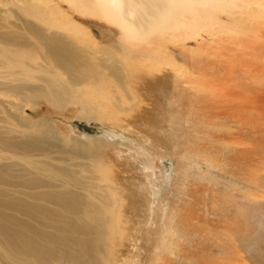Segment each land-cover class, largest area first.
I'll list each match as a JSON object with an SVG mask.
<instances>
[{
  "label": "bare ground",
  "instance_id": "1",
  "mask_svg": "<svg viewBox=\"0 0 264 264\" xmlns=\"http://www.w3.org/2000/svg\"><path fill=\"white\" fill-rule=\"evenodd\" d=\"M209 1L0 0V264H210L221 255L216 228L201 224L190 167L201 160L206 178L226 186L213 196H243L237 182L253 165L243 159L238 133L250 140L264 132L251 124L249 108L235 115L237 103L220 96L219 83H190L202 72L195 48L183 43L185 66H163L155 37L188 27ZM249 1L257 5L252 27L264 26V0ZM256 39L251 45L263 43ZM138 89L154 101L153 121L123 117L138 106ZM39 102L73 105L74 119L103 122L108 131L88 145L47 139L40 128L46 121L25 113L26 104ZM108 149L131 173L122 176L127 190L115 183ZM228 149L232 172L219 173ZM234 221L225 238L238 230ZM247 222L242 249L247 260L264 264V206L250 210ZM171 230L202 243H169Z\"/></svg>",
  "mask_w": 264,
  "mask_h": 264
},
{
  "label": "rangeland",
  "instance_id": "2",
  "mask_svg": "<svg viewBox=\"0 0 264 264\" xmlns=\"http://www.w3.org/2000/svg\"><path fill=\"white\" fill-rule=\"evenodd\" d=\"M259 2V4L262 5L264 3L263 1ZM256 8L257 5L249 0L245 1L242 5L238 4L236 0H210L205 7H203V15H195L188 23V27H181L177 24L174 26V29L159 32L155 37L156 43L161 44L162 53L160 54H163L162 56L165 57V60L163 59L161 61L163 66H185L186 57L180 51L184 45L183 43H189L192 50L195 48L194 56L199 62L197 66L200 67L202 72L190 76L197 79L196 82L191 81L190 83L202 85V82H217L219 85H222L225 89L223 93H220V96L237 103L234 105V107L238 109V111H234L235 115L239 116L240 119V117H242V109L246 110L249 108L247 115H249L248 117H252L251 124H254L256 128L255 130L260 133L264 132V123H262L264 122V26L252 27L254 21L249 12H252ZM91 28L97 33L96 27ZM200 36L204 37V39H202L203 42L199 41ZM260 37V42L263 41V46L261 43V45L257 46L251 45L254 40H257L256 38L259 39ZM181 56H184L185 58ZM136 93V98H139L138 106L129 110L123 115V117L130 122L133 116L138 118L140 115V117L153 121V111H157L154 107V101L151 99L148 100L144 97L143 94L145 93L143 89H138ZM231 111H233V109H231L230 112ZM250 112H252V114H249ZM25 113L26 116L31 117L35 121L39 119L45 120L46 123L43 122L40 126L43 137L47 139L55 137L59 141V144L68 143L71 140L78 141L84 145L92 144L94 141L103 138V132L108 131L109 128V125H105L100 121H81L74 119L76 117V108L73 105H68L66 107H50L44 102L36 104L28 103L25 107ZM61 116L64 118V121ZM68 118L70 119V122L68 121ZM47 119L51 120V122H48ZM56 122H59V124ZM231 133H234V130L229 132L230 136H232ZM263 134L264 133L261 135H252V138L250 137L249 140L245 139L243 132L238 133L239 137L242 136V141L240 140L242 146L239 149H246L243 159L245 162H251L253 165V167H250L251 174L249 173L248 179H243L244 177H242V180L240 179L241 182H237V188L239 187V192H243V196H233V193L231 195L227 194L226 199L213 196H222L227 189L225 188L226 186L221 184L220 188L215 187V181L206 178L207 171L201 166V160H198V163H196L195 170H192L190 167L189 184H194L200 188V190L197 191V196L200 202L197 211L201 215V224L203 225V228H207L209 222L213 228H216L214 229V232L212 231L215 240H217L216 246L220 250L224 249V252L221 250V255H219L220 258L218 255L217 257L208 258V263L211 262L210 264H231L228 263L227 260L230 259V257H232V262H236L237 264L239 256L242 257L243 264H254L247 260L244 250L242 249L241 240L245 237V234L247 236V232H249V225L247 222L248 212L264 206ZM223 135H226V133H223ZM244 141L247 142L245 143ZM198 143L200 142H197V144ZM220 148L224 149V146H220ZM232 150L233 149H228L226 153L224 152V154H220L222 161L216 167V170H218L219 173L231 174V168L224 159L232 155ZM193 151L194 147L192 148V152ZM246 154H248V156H245ZM106 158L110 164H114V166L118 168L114 174L115 183L119 188L126 189L127 184L124 182L122 176L124 175L127 178H130V171L120 165L117 158L112 154V151H109V149ZM158 173H160L159 170L154 175L158 176ZM243 180H246V183ZM208 189L210 193L207 191ZM245 195H247V198ZM204 204H206V206H204ZM222 210L224 212H222ZM207 213L210 215L208 216ZM235 218H237V220ZM230 219L235 220L234 222L237 223L232 226L238 229L235 230V232H238L239 229L242 230L240 237H236L234 232L230 234L232 237L225 238L229 236L227 229L231 228V225L228 226ZM246 223L247 226L245 227ZM226 227L228 228L226 229ZM246 229H248V231H246ZM179 236L181 238L176 235L174 230H171L168 232L167 240L169 243L172 240H177L178 242L183 241V244L186 247H190L191 245L194 246L196 243H202L201 238L198 236H196L195 242L193 241V238L189 241L186 240L183 235L179 234ZM248 237L249 236L244 239H247ZM226 240H228V244ZM218 242L220 244H218ZM225 250L229 254L231 252V254L225 256ZM201 253H205V251L202 250ZM210 254L213 255L215 253L211 251ZM176 264H193V261L191 260L190 262H187L177 258Z\"/></svg>",
  "mask_w": 264,
  "mask_h": 264
}]
</instances>
